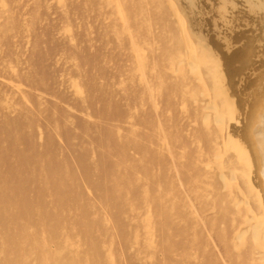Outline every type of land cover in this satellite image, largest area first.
<instances>
[{"label": "rangeland", "instance_id": "374dc122", "mask_svg": "<svg viewBox=\"0 0 264 264\" xmlns=\"http://www.w3.org/2000/svg\"><path fill=\"white\" fill-rule=\"evenodd\" d=\"M168 1L0 0V264H230L232 141L264 202V18Z\"/></svg>", "mask_w": 264, "mask_h": 264}, {"label": "bare ground", "instance_id": "6f19581e", "mask_svg": "<svg viewBox=\"0 0 264 264\" xmlns=\"http://www.w3.org/2000/svg\"><path fill=\"white\" fill-rule=\"evenodd\" d=\"M117 1V0H116ZM173 1V0H172ZM172 1H168L171 5V7L173 8V2ZM185 1V0H184ZM241 2L242 7L245 10L248 11H252L255 13H260L263 18H264V0H239ZM166 3V2H165ZM225 0H218V4H220L221 6L225 5ZM120 4V3H119ZM147 4V3H146ZM188 5L191 7V3L189 2ZM164 7V6H163ZM118 8V7H117ZM175 8V7H174ZM120 9V8H119ZM163 11V10H162ZM173 11V10H172ZM179 11V10H178ZM161 12V11H160ZM176 12V11H175ZM164 13V12H163ZM171 13V12H170ZM146 14V13H145ZM121 15V14H120ZM149 15V14H148ZM164 17V16H163ZM124 18V17H123ZM166 18V16H165ZM130 19V18H129ZM173 19V18H172ZM175 19L177 20L179 27H180V32L183 33V40L184 41H188L187 37L189 38L186 30L184 29L185 25H184V19L181 18L180 15H178L177 13H175ZM124 20V19H123ZM162 20V19H161ZM169 21V20H167ZM172 21V20H171ZM162 23V22H161ZM175 24V23H174ZM127 26V25H125ZM131 27V26H130ZM169 27V25H168ZM169 30V29H168ZM174 31V30H173ZM168 32V31H167ZM171 32V31H170ZM177 32V31H176ZM129 33V32H128ZM172 33V32H171ZM174 33V32H173ZM181 33V35H182ZM118 34V33H117ZM176 35V34H175ZM162 36V35H161ZM158 37V36H157ZM186 37V38H185ZM178 39V38H177ZM131 40V39H130ZM118 41V40H117ZM132 41V40H131ZM154 41V40H153ZM161 41V40H160ZM178 41V40H177ZM119 42V41H118ZM145 42V41H144ZM181 42V40H180ZM190 42V40H189ZM157 43V42H156ZM175 43V42H172ZM160 44V43H159ZM183 44V43H182ZM195 46V45H194ZM137 47V46H136ZM134 47V48H136ZM183 48V46H182ZM138 49V47H137ZM151 49V48H150ZM135 50V49H134ZM133 50V51H134ZM158 50V49H157ZM146 51V50H145ZM165 53V52H164ZM182 53V52H181ZM185 53L187 54V62L188 65H190V69H194L196 68V65L198 67V63H200L201 61L204 62V57L203 55L199 53L194 52V50H192V48L190 47H185ZM179 54V53H178ZM163 55V53H162ZM164 56V55H163ZM168 57V56H167ZM184 57V56H183ZM169 58V57H168ZM172 58V57H171ZM169 58V59H171ZM177 58V57H176ZM183 59V58H182ZM79 61V59H78ZM163 62V61H162ZM153 63V62H152ZM215 64V59L212 58V65L214 66ZM141 66V65H140ZM173 66V65H172ZM171 66V67H172ZM178 66V65H177ZM176 66V67H177ZM173 68V67H172ZM140 69V68H139ZM176 69V68H175ZM142 69H140L141 71ZM154 71V70H153ZM168 71V70H167ZM174 71V70H173ZM203 71V70H202ZM201 71V72H202ZM195 72V71H194ZM174 73V72H173ZM205 74V73H204ZM142 75V74H141ZM200 75V73H199ZM198 75V76H199ZM122 76V75H121ZM202 76V74H201ZM206 77V76H205ZM217 77V85L220 86V81H219V75L216 74ZM107 78V77H106ZM123 78V77H122ZM150 78V77H149ZM172 78V77H171ZM204 78V77H203ZM202 78V79H203ZM4 79V78H3ZM177 79V78H176ZM150 80V79H149ZM158 80V79H157ZM197 80V79H195ZM200 80V79H199ZM98 81V80H97ZM96 81V82H97ZM107 81V80H106ZM198 81V80H197ZM201 81V80H200ZM142 82V81H141ZM145 82V81H144ZM199 82V81H198ZM207 82V81H206ZM148 83V82H147ZM162 83V82H161ZM164 83V82H163ZM214 83V82H213ZM98 84V83H97ZM150 84V83H149ZM155 85V83H154ZM204 85V83H203ZM202 85V86H203ZM153 86V85H152ZM206 86V85H205ZM221 87V86H220ZM89 87H87L88 89ZM95 88V87H94ZM159 88V87H158ZM204 88V87H203ZM212 88V87H211ZM148 89V88H147ZM92 90V89H91ZM96 90V89H95ZM206 90V88L204 89V91ZM94 91V90H93ZM207 91V90H206ZM205 91V92H206ZM148 92V91H147ZM157 92V91H156ZM155 92V93H156ZM96 93V92H95ZM149 93V92H148ZM201 93V92H200ZM99 94V93H98ZM204 94V93H203ZM156 95V94H155ZM174 95V94H173ZM207 95V94H206ZM99 96H102L99 94ZM109 96V94H108ZM152 96V94H151ZM217 96V95H215ZM107 97V96H106ZM104 97V98H106ZM111 97V95H110ZM96 98V97H95ZM102 98V97H101ZM100 98V99H101ZM155 98V97H154ZM210 98V97H209ZM98 99V98H96ZM160 99V98H159ZM175 99V98H174ZM93 102V101H92ZM97 102V101H96ZM107 102V101H106ZM142 102V101H141ZM157 102V101H156ZM206 102V101H205ZM108 103V102H107ZM152 103V102H151ZM161 103V102H160ZM183 103V102H182ZM185 103V102H184ZM203 103V102H202ZM214 104V103H213ZM222 104V103H221ZM99 105V104H98ZM107 105V104H106ZM105 105V106H106ZM142 105V104H141ZM183 105V104H182ZM210 105V103H209ZM95 106V105H94ZM135 106V105H134ZM184 106V105H183ZM186 106V105H185ZM208 105H206L207 107ZM112 107V106H111ZM205 108V107H204ZM203 108V109H204ZM210 108V107H207ZM112 109V108H111ZM136 109V108H135ZM212 109V108H211ZM95 110V109H94ZM155 110V109H154ZM77 112V111H76ZM102 113V111H100ZM207 112V111H206ZM106 113V112H105ZM220 113V112H219ZM96 114V113H95ZM107 114V113H106ZM156 114V113H155ZM208 114V113H206ZM214 114V113H213ZM108 116V115H107ZM142 117V116H141ZM214 117V116H213ZM42 118V117H41ZM94 118V117H93ZM102 118V117H101ZM109 119V118H108ZM215 119V118H214ZM132 120V119H131ZM190 120V119H189ZM101 123V122H100ZM197 123V122H196ZM217 123V122H216ZM131 124V123H130ZM129 124V125H130ZM222 124V123H221ZM127 125V124H126ZM132 125V124H131ZM137 126V125H136ZM224 126V125H223ZM253 126V125H252ZM133 127V126H132ZM139 127V126H138ZM189 127V126H188ZM40 128V127H39ZM220 128V127H219ZM251 128V127H250ZM120 129V128H119ZM134 130V129H133ZM158 130V129H157ZM163 131V130H162ZM251 131V129H250ZM117 132V131H116ZM186 132V131H185ZM188 132V131H187ZM221 132V131H220ZM201 134V133H200ZM221 135V134H220ZM228 137V136H227ZM226 137V138H227ZM229 138V137H228ZM222 140H224L222 138ZM225 141H227L225 139ZM161 142V141H160ZM212 142V141H211ZM223 142V141H222ZM253 142H255L256 146L257 144L260 145H264V135L263 136H259L258 138H256V141L254 140ZM62 143V142H61ZM222 144V143H221ZM190 145V144H189ZM202 145V144H201ZM200 145V146H201ZM217 145V144H216ZM219 145V144H218ZM185 147V146H184ZM203 147V146H202ZM232 152H233V157H235L233 159V161L231 162V165H229V174H228V179H226V177L223 175L222 169L219 173H220V178L223 180H228V182L226 183L227 185H231V187L234 190V196L232 198V211H230V226H231V250H230V254H229V258H230V264H264V202H262V200L260 199L259 194L257 193V191L253 188V186L250 183L249 180V176L248 173H246L245 167L250 165V158L248 156V154L238 145L236 144L234 141H232ZM264 147V146H263ZM209 148V147H208ZM193 149V148H192ZM216 149V148H215ZM209 150V149H207ZM223 152V151H222ZM210 153V152H209ZM212 153V152H211ZM220 153V152H219ZM224 153V152H223ZM232 154V153H231ZM94 155V153H93ZM136 155V154H135ZM182 155V154H181ZM212 155V154H211ZM220 155V154H219ZM138 156V155H137ZM163 156V155H162ZM207 156V155H206ZM72 157V156H71ZM167 157V156H166ZM205 157V156H204ZM217 157V156H216ZM165 158V157H164ZM182 158V157H181ZM190 158V157H189ZM215 158V157H214ZM167 159V158H166ZM185 159V158H184ZM210 159V158H209ZM216 159V158H215ZM230 159V158H229ZM149 160V159H148ZM164 160V159H163ZM160 161V162H163ZM169 160V159H168ZM222 160V159H221ZM183 161V160H182ZM202 161V160H201ZM179 162V161H178ZM193 162V161H192ZM205 162V161H204ZM211 162V161H209ZM221 162V161H220ZM208 162H206L207 164ZM212 163V162H211ZM214 163V162H213ZM149 164V163H148ZM152 164V163H151ZM159 164V163H158ZM165 164V163H164ZM177 164V163H175ZM192 164V163H191ZM228 164V163H227ZM196 165V164H195ZM209 165V164H208ZM221 165V164H220ZM225 165V164H224ZM168 166V165H167ZM213 166V165H212ZM226 166V165H225ZM241 166L244 167V174H241V172L239 171V169H241ZM37 167V166H36ZM146 167V166H145ZM153 167V166H152ZM172 167V166H171ZM176 167V165H175ZM220 167V166H219ZM53 168V167H52ZM77 169V168H76ZM205 170V169H204ZM207 170V169H206ZM50 171V169H49ZM142 171V170H141ZM148 171V170H147ZM152 171V170H151ZM154 171V170H153ZM172 171V170H171ZM158 172V169H157ZM204 172V171H203ZM53 173V172H52ZM137 173V172H136ZM142 173V172H141ZM139 175V174H138ZM204 175V174H203ZM241 175V176H240ZM50 176V175H49ZM143 176V175H142ZM211 176H213L211 174ZM210 176V177H211ZM239 177L241 178V180H243V183L246 186V191L248 192V194L251 195V197L253 196L252 200L248 199V195L246 194L247 192H243L242 189L240 188L239 184H238V179ZM82 178V177H81ZM207 178V177H206ZM175 179V178H174ZM209 179V178H208ZM211 179V178H210ZM202 180V179H201ZM206 180V179H204ZM137 181V180H136ZM140 181V180H139ZM209 181V180H208ZM240 181V180H239ZM49 182V181H48ZM201 182V181H200ZM42 184V183H41ZM132 184V183H131ZM139 184V183H138ZM137 184V185H138ZM48 185V184H47ZM84 185V184H83ZM225 185V184H224ZM53 186V185H52ZM129 186V185H128ZM49 187V186H48ZM57 187V186H56ZM125 187V186H124ZM159 187V186H158ZM174 187V186H173ZM223 188V186H222ZM68 189V188H66ZM125 189V188H124ZM204 189V188H202ZM66 191V190H65ZM183 191V190H182ZM231 191V190H230ZM89 192V191H88ZM159 192V191H158ZM43 193V192H42ZM226 193V192H225ZM44 194V193H43ZM50 194V193H49ZM119 194V193H118ZM123 194V193H122ZM127 195V194H126ZM125 195V196H126ZM224 195V194H221ZM49 197V196H48ZM118 197V196H117ZM230 197V195H229ZM95 198V197H94ZM223 199V198H222ZM254 199V200H253ZM32 200V199H31ZM47 200V199H46ZM188 200V199H187ZM206 200V199H205ZM30 201V200H29ZM222 202V200H221ZM99 204V203H98ZM117 204V203H116ZM119 204V203H118ZM229 204V205H231ZM29 205V204H28ZM27 205V206H28ZM55 207V206H54ZM224 207V206H223ZM121 208V207H120ZM27 209V208H26ZM118 209V208H117ZM148 209V208H147ZM191 209V208H190ZM223 209V208H222ZM45 210V209H44ZM121 210V209H120ZM130 210V208L128 209ZM145 210V209H143ZM32 212V210H31ZM120 212V211H119ZM122 212V211H121ZM129 212V211H128ZM134 213V212H132ZM107 214V213H106ZM123 214V213H122ZM130 214V212H129ZM145 215V214H144ZM108 216V215H107ZM148 216V215H146ZM196 216V215H195ZM126 218V217H125ZM132 219V217H131ZM134 219V218H133ZM143 219V218H142ZM146 220V218H145ZM110 221V220H109ZM137 221V220H135ZM221 223H223V216H221L220 218ZM144 223V222H143ZM200 223V222H199ZM139 224V223H138ZM131 225V224H128ZM142 226V225H141ZM144 226V225H143ZM142 226V227H143ZM149 226V225H148ZM229 226V227H230ZM136 227V226H134ZM141 227V228H142ZM152 228V226H151ZM140 229V228H139ZM138 229V230H139ZM143 229V228H142ZM147 229V228H146ZM230 229V228H229ZM114 230V229H113ZM223 230V227L222 229ZM141 231V230H140ZM126 232V231H125ZM201 232V231H200ZM143 234V232H140ZM139 233V235H140ZM223 234V232H222ZM130 235V233H129ZM201 235V234H200ZM144 236V235H143ZM117 238V237H116ZM138 238V237H137ZM141 238V237H139ZM152 238V237H151ZM130 239V238H129ZM142 239V238H141ZM149 239V238H148ZM131 240V239H130ZM139 240V239H138ZM141 242V240H139ZM131 242V241H130ZM151 242V241H150ZM149 242V243H150ZM123 243V242H122ZM216 243V242H215ZM121 244V242H120ZM217 244V243H216ZM52 245V244H51ZM151 245V244H150ZM153 245V244H152ZM122 246V245H121ZM148 246V244H147ZM126 247V246H125ZM124 247V248H125ZM139 247V246H138ZM104 248V247H103ZM123 248V247H121ZM128 248V247H127ZM131 248V247H130ZM214 249V248H213ZM60 250V249H59ZM145 250V248H144ZM154 250V249H153ZM23 251V250H22ZM53 251V250H52ZM56 251V250H55ZM63 251V250H62ZM70 253V251H68ZM55 253V252H53ZM62 253V252H61ZM58 254V253H55ZM60 254V253H59ZM110 254V252H109ZM108 254V255H109ZM142 254V253H140ZM217 254V253H216ZM128 255V254H127ZM149 255V254H148ZM162 255V254H161ZM46 256V255H45ZM68 256V254H67ZM71 256V255H70ZM149 257V256H148ZM57 258V256H56ZM111 258V257H110ZM122 258V257H121ZM134 258V257H133ZM139 258V257H137ZM151 258V257H150ZM53 259V256H52ZM51 259V260H52ZM97 259V257H96ZM145 259V257H144ZM221 259V258H220ZM64 260V258H63ZM100 260V259H99ZM115 260L117 261V259L115 258ZM137 260V259H136ZM27 261V260H26ZM35 261V259H34ZM47 261V260H46ZM53 261V260H52ZM55 261V260H54ZM58 261V260H57ZM62 261V260H61ZM66 261V260H65ZM73 261V259H72ZM124 261V260H123ZM133 261V260H130ZM139 261V260H138ZM151 261V260H150ZM222 261V260H221ZM48 262V261H47ZM60 262V261H59ZM121 262V261H120ZM161 262V261H160ZM61 263V262H60ZM63 263V261H62ZM61 263V264H62ZM70 263V262H69ZM91 263V262H90ZM100 262L98 261V264ZM143 263V262H142ZM102 264V263H101ZM162 264V263H161ZM171 264V263H170Z\"/></svg>", "mask_w": 264, "mask_h": 264}]
</instances>
